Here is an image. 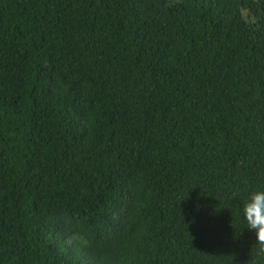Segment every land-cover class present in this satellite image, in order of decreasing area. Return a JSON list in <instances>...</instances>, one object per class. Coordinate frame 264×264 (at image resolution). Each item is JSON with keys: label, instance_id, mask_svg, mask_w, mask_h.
<instances>
[{"label": "trees", "instance_id": "1", "mask_svg": "<svg viewBox=\"0 0 264 264\" xmlns=\"http://www.w3.org/2000/svg\"><path fill=\"white\" fill-rule=\"evenodd\" d=\"M264 0H0V264H264Z\"/></svg>", "mask_w": 264, "mask_h": 264}, {"label": "clouds", "instance_id": "2", "mask_svg": "<svg viewBox=\"0 0 264 264\" xmlns=\"http://www.w3.org/2000/svg\"><path fill=\"white\" fill-rule=\"evenodd\" d=\"M246 228L253 232L257 260H264V191H253L239 209Z\"/></svg>", "mask_w": 264, "mask_h": 264}]
</instances>
